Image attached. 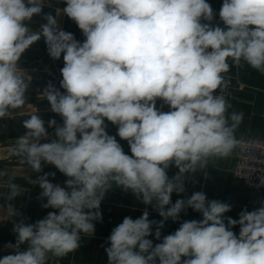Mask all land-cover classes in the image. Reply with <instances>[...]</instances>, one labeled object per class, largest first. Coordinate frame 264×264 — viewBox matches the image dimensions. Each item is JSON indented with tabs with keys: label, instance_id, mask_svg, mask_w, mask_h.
Instances as JSON below:
<instances>
[{
	"label": "clouds",
	"instance_id": "clouds-1",
	"mask_svg": "<svg viewBox=\"0 0 264 264\" xmlns=\"http://www.w3.org/2000/svg\"><path fill=\"white\" fill-rule=\"evenodd\" d=\"M62 2L57 16L74 21L83 42L52 14L43 15L39 30L29 27L44 0H0V119L26 103L29 85L18 65L33 44L43 38L49 57L63 59L59 88L49 82L42 89L63 120L60 126L47 122L55 138L35 113L10 151L32 172L54 166L67 177L61 186L49 179L55 172L35 180L28 175V183L41 189L42 207L55 211L34 223H14L16 242L5 246L12 253L0 264H50L75 252L82 236H94L101 203L114 186L132 193L145 210L112 229L107 264H264V205L233 219L225 216L231 205L203 191L172 202L188 179L241 143L235 131L243 113L229 111L224 74L229 60L264 74V0H222L223 27L213 23L208 0ZM158 100L169 111L158 109ZM109 124L130 154L108 133ZM171 167L178 170L172 177ZM14 179L0 204L8 220L20 215L12 203L22 195ZM149 207L162 219L150 220ZM187 209L202 218L181 221ZM169 219L179 227L162 235ZM237 225L238 235L232 230Z\"/></svg>",
	"mask_w": 264,
	"mask_h": 264
},
{
	"label": "crops",
	"instance_id": "crops-1",
	"mask_svg": "<svg viewBox=\"0 0 264 264\" xmlns=\"http://www.w3.org/2000/svg\"><path fill=\"white\" fill-rule=\"evenodd\" d=\"M46 3L40 16H34L29 23L33 31L39 30L43 20V15L52 14L57 17L58 25L65 31L73 33L78 41L85 39L75 24L66 15L60 14L62 8L66 5L62 0H44ZM214 13V24L222 23L219 21V9L222 0H208ZM231 65L230 71L225 73V80L228 83L227 88L223 89L222 94L231 104L229 111L243 113V120L235 131L238 140L249 137L264 138V74L252 69L247 64L240 66ZM63 67V59L53 60L47 53L46 44L43 38L36 44H33L21 57L18 65V71L23 75L29 87L26 92L25 105L12 112L11 118L0 119V172L6 175L0 176V204L8 195V182L10 177H15L14 183L20 186L22 195L16 198L12 203L19 212V216L11 220L6 215L0 214V258L11 254L12 249L6 248L8 243L15 244L16 233L13 231L14 223L21 219L25 223H34L44 218L48 212L53 209H45L38 196L41 189L38 186L28 183V175L35 180L37 175L55 172V177H49L52 183H58L63 186L67 177L61 174L54 166H43V171L39 174L27 169L26 165L21 164L20 158L12 155L10 149L15 140L26 132L23 122L30 118V115L37 113L44 121L45 127L49 133V139L55 138L54 128L48 127V121L55 119L57 126L62 125V117L53 113L50 106L42 95V89L51 82L59 88L62 76L60 69ZM220 94V90H218ZM110 135L116 136V126L111 124L106 129ZM126 154H130V149L126 141L120 140L116 136ZM47 142V141H42ZM235 161V150L227 158L214 159L210 161L209 166L203 172L196 173L185 182L186 191L179 196L172 195V202L177 199L187 198L197 191H203L207 197L221 200L231 205L232 210L225 214L226 217L239 219V213L247 209L253 211L256 208L255 193L246 187L240 180L231 175V168ZM178 170L171 167L168 171L170 177L174 176ZM207 174V178L203 175ZM145 210V206L136 200L130 192H124L122 189L113 187L108 192L101 203L102 220L95 222V233L93 237L82 236L80 247L63 258H53L50 264H107L105 248L108 247V237L112 229L117 226L126 216L132 218L139 217ZM149 219L159 221L162 218L158 212L151 207L148 208ZM201 214L187 209L182 212L180 220H200ZM179 227V222H173L171 219L165 222L162 235L173 233ZM237 235L239 226L232 229ZM154 243H158L154 237ZM26 246H22V249Z\"/></svg>",
	"mask_w": 264,
	"mask_h": 264
},
{
	"label": "built area",
	"instance_id": "built-area-1",
	"mask_svg": "<svg viewBox=\"0 0 264 264\" xmlns=\"http://www.w3.org/2000/svg\"><path fill=\"white\" fill-rule=\"evenodd\" d=\"M157 108L169 111V107L160 100L157 101ZM240 141L235 149V161L230 172L254 191L256 207H259L264 205V138L249 137Z\"/></svg>",
	"mask_w": 264,
	"mask_h": 264
}]
</instances>
